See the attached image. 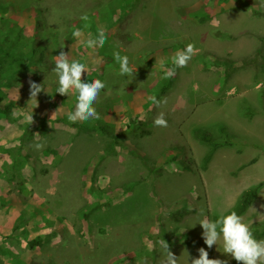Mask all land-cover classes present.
<instances>
[{
    "label": "rangeland",
    "instance_id": "374dc122",
    "mask_svg": "<svg viewBox=\"0 0 264 264\" xmlns=\"http://www.w3.org/2000/svg\"><path fill=\"white\" fill-rule=\"evenodd\" d=\"M0 15L12 26L10 36H36L46 45L41 72L3 88V103L13 106L0 114V264H160L161 238L179 264H191L201 247L231 264L222 241L209 249L196 223L201 211L215 221L241 191L264 180V72L240 69L225 82V67L215 63L254 53L264 36V0H0ZM100 29L103 47L86 46ZM188 44L197 54L166 78L172 56ZM61 51L86 64L85 82H104L94 104L99 119L80 122L113 124V138L71 127L77 93H56L53 71ZM114 51L128 56L134 76L120 75ZM168 80L157 98L167 104L157 108L150 98ZM29 81L45 89L37 106L29 101ZM161 111L167 127L153 123ZM219 124L237 143L219 148L202 170L207 148L192 129L217 134ZM34 143L45 146L38 151ZM184 160L192 171L181 169ZM128 181L138 182L122 194L118 187ZM263 189L242 215L249 226L264 221ZM106 198L110 207L84 218ZM182 205L197 213L174 223L170 214ZM37 238L41 244L30 248Z\"/></svg>",
    "mask_w": 264,
    "mask_h": 264
},
{
    "label": "trees",
    "instance_id": "16d2710c",
    "mask_svg": "<svg viewBox=\"0 0 264 264\" xmlns=\"http://www.w3.org/2000/svg\"><path fill=\"white\" fill-rule=\"evenodd\" d=\"M209 16H204L200 19V22L206 21ZM13 32L10 22L0 15V114L8 116L13 104L11 101L3 103L4 93L3 88L12 87L17 82L22 74L33 72H41L38 65L44 60L46 45L40 43L38 37L32 38L30 41H25L22 36L17 33L14 37L9 33ZM225 39H236L234 35L221 34ZM216 63L225 67L223 77L227 82L233 73L240 69L253 68L264 72V36L260 37V43L255 48L254 53L244 56L238 60L231 58H217ZM171 80H168L159 90L156 98H159L167 93L171 85ZM71 127L77 130V133H93L100 131L101 134L107 135L109 138H113L115 134V127L113 124L107 122H101L96 124H88L85 122H70ZM130 129H135V122L130 124ZM217 134L207 130L204 127H194L192 129L193 137L201 144L206 146V152L202 157L200 168L206 170L211 162L216 151L225 146H235L236 134L231 131L228 126L219 124L217 126ZM142 131H144L142 129ZM183 152L186 153L185 147H180ZM240 152L241 149H238ZM253 162V161H251ZM181 169L184 171H192V167L187 160H184ZM242 167V166H241ZM138 181H128L122 183L118 188L121 189L122 194L131 192ZM264 186V181L251 185L244 189L237 197L235 203L230 207L223 215L236 212L242 216L247 209L251 206L253 201L259 194L260 189ZM111 198V197H110ZM109 198L104 199V203L92 204L87 213H84V218L88 219L89 215L93 212L100 211L104 208L111 206ZM197 209L188 205H182L171 212L170 218L174 223H180L187 218L195 215ZM16 227H14V230ZM254 237L258 240L264 239V223L256 222L250 227ZM185 243L190 246L192 239L186 237ZM41 239H33L29 241V247L34 248L36 245L41 244ZM231 264H237V261L232 259Z\"/></svg>",
    "mask_w": 264,
    "mask_h": 264
},
{
    "label": "clouds",
    "instance_id": "9594fccd",
    "mask_svg": "<svg viewBox=\"0 0 264 264\" xmlns=\"http://www.w3.org/2000/svg\"><path fill=\"white\" fill-rule=\"evenodd\" d=\"M87 19V17H84ZM82 33L76 31L75 37H80ZM106 42V33L100 29L96 38L87 40L86 46L90 48L103 47ZM198 50L193 44H188L183 50L177 51L172 56L173 68L165 73L166 78L175 75L177 68L186 67L189 61ZM114 60L119 64V73L121 76H134V69L130 66L129 58L121 55L119 51L112 53ZM55 67L54 73L58 77V88L56 93L60 95H69L70 91L75 90L77 93V102L74 111L68 113V120L75 123L78 121H87L90 119H99V114L94 107L98 100L101 90L105 88L103 81L94 79L85 82L82 74L88 72L86 64L77 60H69L68 53L61 51L59 55L54 56ZM30 99L35 101L41 91H45L42 84L29 81ZM153 105L157 108L167 104V98L162 100L155 96L150 98ZM58 110V109H57ZM32 123V116L30 117ZM157 127H167V120L163 111L159 112L153 121ZM43 143H34L36 150L43 149ZM203 217L198 220L202 229V238L204 243L210 249L214 245L218 246V241H222L223 253L229 254L237 264H264V240H258L254 237L250 227L243 220V217L236 212L227 215H220L215 221L208 219L201 211ZM195 224V225H196ZM194 225V227H195ZM162 259L160 264H179V257L170 251V245L163 239L159 241ZM199 257L191 259V264H228L226 260L210 259L208 251L201 247L198 249Z\"/></svg>",
    "mask_w": 264,
    "mask_h": 264
},
{
    "label": "crops",
    "instance_id": "0c3cea01",
    "mask_svg": "<svg viewBox=\"0 0 264 264\" xmlns=\"http://www.w3.org/2000/svg\"><path fill=\"white\" fill-rule=\"evenodd\" d=\"M252 161H254V159H253ZM252 163H253V162H252ZM263 181H264V180H263ZM260 182H261V181H260ZM258 183H259V182H258ZM255 184H257V183H255ZM253 185H254V184H253ZM250 186H251V185H250ZM262 188H264V186H263ZM262 188H261V189H262ZM261 189H260V190H261ZM263 190H264V189H263ZM241 192H242V191H241ZM241 192H240V193H241ZM259 192H260V191H259ZM257 197H258V196H257ZM257 197H256V198H257ZM254 201H255V200H254ZM254 201H253V202H254ZM252 204H253V203H252ZM252 204H251V205H252ZM232 206H233V205H232ZM232 206H231V207H232ZM250 207H251V206H250ZM250 207H249V208H250ZM249 208H248V209H249ZM248 209H247V210H248ZM224 213H225V212H224ZM257 222L264 223V221H257ZM254 223H256V222H254ZM252 224H253V223H252ZM252 224H251L249 227H251ZM263 240H264V239H263ZM232 259H233V258L231 257V261H232Z\"/></svg>",
    "mask_w": 264,
    "mask_h": 264
}]
</instances>
